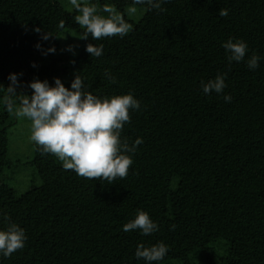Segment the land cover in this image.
Wrapping results in <instances>:
<instances>
[{
	"label": "trees",
	"instance_id": "trees-1",
	"mask_svg": "<svg viewBox=\"0 0 264 264\" xmlns=\"http://www.w3.org/2000/svg\"><path fill=\"white\" fill-rule=\"evenodd\" d=\"M89 3L115 7L132 30L123 38L81 39L79 52L68 55L47 49H56L65 29L83 34L75 9L60 0H0V230L11 222L26 235L21 250L0 253V264H149L135 256L137 246L160 242L168 252L151 264H194L198 254L208 264H264V0H161L163 10L133 0ZM131 6L140 17L128 15ZM221 8L227 16H219ZM230 38L248 46L241 62L228 61L222 45ZM89 43L103 44V54L91 57ZM253 53L260 59L250 69ZM20 73L22 94L34 79L59 78L71 90L75 74L98 97L132 94L140 108L130 110L120 139L143 142L125 153L133 160L127 177L113 184L85 179L34 144L29 164L41 183L20 194L6 184L8 128L17 118L4 97L9 75ZM217 74L226 87L205 94L201 82ZM138 210L156 232L123 230ZM216 240L226 253L212 263Z\"/></svg>",
	"mask_w": 264,
	"mask_h": 264
},
{
	"label": "clouds",
	"instance_id": "clouds-1",
	"mask_svg": "<svg viewBox=\"0 0 264 264\" xmlns=\"http://www.w3.org/2000/svg\"><path fill=\"white\" fill-rule=\"evenodd\" d=\"M69 2L78 13L74 16L75 22L84 30L79 39L87 40L89 36L94 41L116 36L123 38L132 30V25L126 22L123 15L113 6L105 5L102 10H98L89 0ZM143 4L148 5L150 9L163 10L161 0H133V5ZM126 11L131 16L137 12V8L131 6ZM227 15V9L219 10V16ZM59 27H64V21L60 22ZM35 31L40 33L41 29L36 28ZM41 38L47 41L51 35L46 32ZM222 46L229 53V63L244 60L248 50L243 40L234 42L231 38ZM36 47L40 49L41 45L37 44ZM67 50L72 51L73 46H68ZM47 52L54 53L55 48L50 47ZM86 52L91 57H100L103 54V44L97 46L89 43L86 45ZM259 59L260 57L253 53L247 61V66L255 69ZM18 75L22 73L9 75L11 83L6 88L8 95L4 97V103L9 114L30 121V140L38 146L42 155H54L65 170L74 171L85 179L106 180L113 184L118 178L127 177L133 160L125 153H135L136 146L143 142L142 139H137L129 146L126 141L122 143L120 139L123 126L130 123V110L140 108L139 101L132 94L98 97L84 91L81 77L75 74L71 90L66 88L59 78H55V86H50L46 80L34 79L29 85L33 90L29 97L17 92ZM111 82L114 83L115 78H111ZM201 83L205 94L213 90L221 93L226 87L225 77L220 74L207 83ZM13 97L19 100V106H15ZM224 99L231 102L232 98L226 95ZM5 219L10 221V217ZM174 229L175 225H172L170 230ZM123 230H139L148 236L158 230V225L151 220L147 212L138 210L135 218L123 226ZM25 240L24 230L9 222L6 230H0V253L4 257H10L25 246ZM167 252L168 248L163 242L150 247L140 244L136 248L135 256L151 264L161 261Z\"/></svg>",
	"mask_w": 264,
	"mask_h": 264
},
{
	"label": "rangeland",
	"instance_id": "rangeland-1",
	"mask_svg": "<svg viewBox=\"0 0 264 264\" xmlns=\"http://www.w3.org/2000/svg\"><path fill=\"white\" fill-rule=\"evenodd\" d=\"M66 10L74 9L69 0H60ZM137 8V12L131 15L133 18H138L141 16L142 11ZM79 36L70 30H63L57 36V44L55 52L66 53L68 55H76L80 50L81 39ZM73 46L72 51H68V46ZM50 86H55L54 84H49ZM33 90L31 88L24 91L23 94L31 97ZM19 106V104H18ZM30 121L26 118H17V122L8 128V158L10 159V164L3 170V181L12 186L18 194L23 193L29 187L33 185H39L41 180L39 179L35 168L29 164L33 158L34 154V142L30 140ZM213 261L212 263H217L226 253V244L224 241L216 240L212 244ZM192 262L194 264H208V261L201 255H192ZM178 264V262H177Z\"/></svg>",
	"mask_w": 264,
	"mask_h": 264
}]
</instances>
